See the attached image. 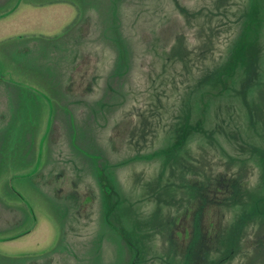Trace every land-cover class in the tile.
Returning <instances> with one entry per match:
<instances>
[{
    "label": "rangeland",
    "instance_id": "374dc122",
    "mask_svg": "<svg viewBox=\"0 0 264 264\" xmlns=\"http://www.w3.org/2000/svg\"><path fill=\"white\" fill-rule=\"evenodd\" d=\"M259 239L264 0H0V264H264Z\"/></svg>",
    "mask_w": 264,
    "mask_h": 264
},
{
    "label": "trees",
    "instance_id": "16d2710c",
    "mask_svg": "<svg viewBox=\"0 0 264 264\" xmlns=\"http://www.w3.org/2000/svg\"><path fill=\"white\" fill-rule=\"evenodd\" d=\"M212 208L213 207H209L208 209H209V211H211V214H212V212H215V214H216V217H218V215H219V213H220V211H219V208H217L216 210H214V211H212ZM215 208V207H214ZM219 219V218H218ZM213 224V223H212ZM220 224H218V226H219ZM213 227H214V231H212L211 233H213V236L210 238V241L211 242H213L214 241V239H215V236H217L218 235V233H219V230H218V228H217V226L214 224L213 225ZM219 229H220V227H219ZM250 245H252V246H255V245H257V244H259V243H263L264 244V239L262 240V239H259V240H250ZM249 244V243H248ZM251 247V246H250ZM181 251H182V249L181 248H179Z\"/></svg>",
    "mask_w": 264,
    "mask_h": 264
},
{
    "label": "water",
    "instance_id": "95a60500",
    "mask_svg": "<svg viewBox=\"0 0 264 264\" xmlns=\"http://www.w3.org/2000/svg\"><path fill=\"white\" fill-rule=\"evenodd\" d=\"M49 122H50V121H49ZM49 130H50V124L48 123V125H47V130H46V134H45V136L43 137L42 142H41V144H40V149H41L42 146H43V143H44V141H45V139H46V137H47V135H48V133H49Z\"/></svg>",
    "mask_w": 264,
    "mask_h": 264
}]
</instances>
